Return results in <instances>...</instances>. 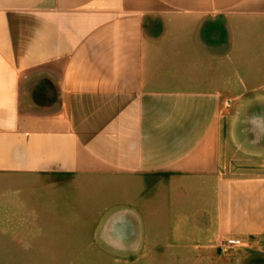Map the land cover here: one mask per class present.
<instances>
[{
    "label": "crops",
    "instance_id": "0c3cea01",
    "mask_svg": "<svg viewBox=\"0 0 264 264\" xmlns=\"http://www.w3.org/2000/svg\"><path fill=\"white\" fill-rule=\"evenodd\" d=\"M238 91L253 128L223 143ZM261 92L264 0H0V172L195 175L202 231L250 245L264 239Z\"/></svg>",
    "mask_w": 264,
    "mask_h": 264
},
{
    "label": "rangeland",
    "instance_id": "374dc122",
    "mask_svg": "<svg viewBox=\"0 0 264 264\" xmlns=\"http://www.w3.org/2000/svg\"><path fill=\"white\" fill-rule=\"evenodd\" d=\"M229 95L223 143L253 128L243 93ZM234 142L240 159L247 147ZM255 143L264 149V139ZM208 191L195 175L174 173L0 172V264H264V239L230 245L240 237L202 231Z\"/></svg>",
    "mask_w": 264,
    "mask_h": 264
},
{
    "label": "built area",
    "instance_id": "2783aa9c",
    "mask_svg": "<svg viewBox=\"0 0 264 264\" xmlns=\"http://www.w3.org/2000/svg\"><path fill=\"white\" fill-rule=\"evenodd\" d=\"M228 243L230 245H239V244H241V239H229Z\"/></svg>",
    "mask_w": 264,
    "mask_h": 264
}]
</instances>
